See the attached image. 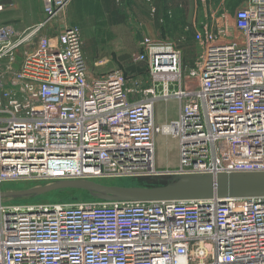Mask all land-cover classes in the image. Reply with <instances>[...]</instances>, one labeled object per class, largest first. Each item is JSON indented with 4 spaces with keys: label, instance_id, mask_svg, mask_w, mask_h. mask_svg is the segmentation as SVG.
<instances>
[{
    "label": "built area",
    "instance_id": "2783aa9c",
    "mask_svg": "<svg viewBox=\"0 0 264 264\" xmlns=\"http://www.w3.org/2000/svg\"><path fill=\"white\" fill-rule=\"evenodd\" d=\"M71 2L43 0L23 30L0 25V191L264 171V0H200L211 10L194 66L143 36L136 80L90 69ZM173 98L178 117L157 123L156 102ZM159 134L179 143L174 169L156 165ZM15 200H0V264H264V198L5 203Z\"/></svg>",
    "mask_w": 264,
    "mask_h": 264
},
{
    "label": "rangeland",
    "instance_id": "374dc122",
    "mask_svg": "<svg viewBox=\"0 0 264 264\" xmlns=\"http://www.w3.org/2000/svg\"><path fill=\"white\" fill-rule=\"evenodd\" d=\"M1 1V0H0ZM125 0H105L103 6L96 0H74L69 9V21L80 27L84 39V52L90 69L94 73H106L113 70L123 72L136 80L139 74L144 72V66L135 62V56L139 53L138 29L141 35L157 41L171 43L182 51L183 67L190 69L194 66L200 49L195 42V27L202 23L205 9L210 15V6L204 5L200 0H152V4L142 1L146 9L150 10V16L144 20V24H138L133 17V8ZM227 1V0H226ZM1 1L0 3H2ZM22 3L19 11L8 12L4 17L20 15L34 25L39 20L41 12L40 0H27ZM5 4V3H3ZM234 8L238 4H227L222 0H213V6L220 10ZM129 6V7H128ZM148 7V8H147ZM132 10L131 11L129 10ZM148 11V10H147ZM105 12L108 14L105 15ZM149 14V13H148ZM31 19H38L31 21ZM142 25V27H141ZM138 27V29H137ZM146 84V78L143 81ZM179 114V102L173 98L160 100L155 104V120L160 124L171 123ZM156 165L158 168H176L180 162L179 143L170 135L159 134L155 143ZM169 177H155L152 179L134 180L131 178L101 180L102 184L124 187H150L165 185ZM30 186L28 183H11L4 186L5 191L23 190ZM20 200V201H18ZM49 202V203H96L113 204L104 198H99L87 190L66 189L51 191L34 198H20L12 202Z\"/></svg>",
    "mask_w": 264,
    "mask_h": 264
},
{
    "label": "water",
    "instance_id": "95a60500",
    "mask_svg": "<svg viewBox=\"0 0 264 264\" xmlns=\"http://www.w3.org/2000/svg\"><path fill=\"white\" fill-rule=\"evenodd\" d=\"M139 41L143 36L138 33ZM82 189L110 201L152 203L227 198H264V171L240 173L174 174L165 185L109 186L90 180H63L23 190L0 191L1 199L34 198L51 191Z\"/></svg>",
    "mask_w": 264,
    "mask_h": 264
},
{
    "label": "crops",
    "instance_id": "0c3cea01",
    "mask_svg": "<svg viewBox=\"0 0 264 264\" xmlns=\"http://www.w3.org/2000/svg\"><path fill=\"white\" fill-rule=\"evenodd\" d=\"M1 1H3L1 4L5 3L4 5H6L8 7L3 12L0 13V25L9 24V25H12L17 30H23L26 27H28V25H29L28 21L29 20L28 21H24L25 19H23V17L18 15V14L11 15L10 17L9 16L4 17V15L6 13H8V12L19 11V8H20L21 4L22 3L27 4V2H26L27 0H1ZM40 1H41V6L42 7H41V12L39 11V15L37 16V17H39V20H41L42 17H43V13H42L43 0H40ZM73 1L74 0H72L71 4L69 6V9H70L71 5L73 4ZM104 1L105 0H96V3H99V4H101V6H103ZM119 1H121V0H119ZM142 1H144V0H125L124 2L125 3L127 2L128 4L132 5L130 7L133 8V17L136 18V21L138 22V24H142L143 25L144 24V20L143 19L146 20L147 17L150 16V10L146 9L144 7L145 4ZM146 1L149 3V6L152 4V2H151L152 0H146ZM222 1L224 3H227V4L228 3L229 4H239V3H241V0H227V1L226 0H222ZM129 10L132 13V10L131 9H129ZM68 14H69V10H68ZM106 14H108V12H105V15ZM36 20H38V19H31V21H36ZM142 25H141V27H142ZM137 29H138V27H137ZM137 31H138L137 33H141V32L143 33V31H141V29H138ZM82 36H83V34H82ZM142 36H147L146 32H144V34ZM83 41H84V39H83ZM138 46H139V49H140L139 38H138ZM83 50H84V45H83ZM139 75H143L145 77V72H143L142 74H139Z\"/></svg>",
    "mask_w": 264,
    "mask_h": 264
},
{
    "label": "trees",
    "instance_id": "16d2710c",
    "mask_svg": "<svg viewBox=\"0 0 264 264\" xmlns=\"http://www.w3.org/2000/svg\"><path fill=\"white\" fill-rule=\"evenodd\" d=\"M58 191H61V190H58ZM18 201H20V200H18Z\"/></svg>",
    "mask_w": 264,
    "mask_h": 264
}]
</instances>
